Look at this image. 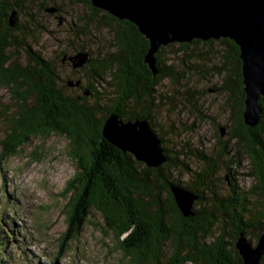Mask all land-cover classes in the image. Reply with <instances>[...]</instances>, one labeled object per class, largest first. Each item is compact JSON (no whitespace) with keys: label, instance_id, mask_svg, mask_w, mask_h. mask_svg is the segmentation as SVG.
I'll list each match as a JSON object with an SVG mask.
<instances>
[{"label":"trees","instance_id":"obj_1","mask_svg":"<svg viewBox=\"0 0 264 264\" xmlns=\"http://www.w3.org/2000/svg\"><path fill=\"white\" fill-rule=\"evenodd\" d=\"M23 1L0 0V84L19 104L1 142V156L16 155L31 137L68 139L77 167V176L65 189V193L74 192L67 209L69 236L80 233L86 217L96 211L133 264H242L236 249L240 236L256 245L264 233V96L259 102L260 121L248 128L242 118L245 96L239 48L227 39L177 44L176 54L181 52L185 57L181 60L183 69L177 70L162 57L165 48L161 47L154 55V75L144 63L149 43L132 23L93 8L88 0H75L90 11L85 24L102 14L98 24L108 31L112 51L88 58L87 82L83 88L79 86L82 93L73 97L55 86L53 65L25 44L29 19L24 26L18 23ZM199 43L208 52L213 43L222 46L212 52L219 64L212 71L220 78L218 90L226 96L228 119L234 120L229 138L234 143L228 148L223 144L213 155L195 151L192 157L202 168L180 182L173 176L180 167L187 173V165L173 156L175 151L162 137L155 135L166 161L157 168H147L112 145L104 137L103 127L115 116L123 122L145 121L154 133L152 112L162 105L157 87L164 80L179 85V79L187 75L185 65L201 60L190 48ZM15 47H24L28 62L23 66L8 55ZM167 56L177 55L172 52ZM27 95H34L38 106H29ZM186 96L195 107V97ZM242 157L249 164L246 176L251 185L247 188L237 184ZM172 187L196 197L188 216L178 209ZM2 230L0 264L8 242Z\"/></svg>","mask_w":264,"mask_h":264},{"label":"rangeland","instance_id":"obj_2","mask_svg":"<svg viewBox=\"0 0 264 264\" xmlns=\"http://www.w3.org/2000/svg\"><path fill=\"white\" fill-rule=\"evenodd\" d=\"M24 2L18 23L24 26L29 19L25 44L53 65L57 88L73 97L80 95L79 86L83 88L87 82L88 60L73 68L74 57L86 53L87 59L97 58L112 51L108 31L98 24L102 14L85 24L90 11L75 0ZM78 31L85 33L80 35ZM220 47L213 43L210 52L201 43L190 47L201 60L185 65L187 75L179 79V85L164 80L157 87L162 105L157 102L160 106L152 112V128L188 169L186 173L180 167L173 180L186 182L202 168L198 159L192 157L195 151L213 155L223 144L227 148L233 146L234 140L229 138L235 128L234 120L228 119V102L218 90L220 78L212 71L219 65L212 52ZM23 48L8 51L20 66L28 62ZM164 48L162 57L169 59L167 63H172L174 69H183L181 60L185 57L181 52L176 54L177 44ZM172 52L176 58L167 56ZM186 93L195 97V107ZM27 102L38 106L34 95H27ZM18 106L12 92L0 84V228L8 238L2 264H133L126 252L118 248L96 211L86 217L80 233L68 235L67 209L74 192L65 193V189L67 182L77 176L68 139L56 135L31 137L16 155L1 156V142ZM237 170L239 187L250 186L251 179L246 176L249 164L244 157ZM221 175L225 176V172ZM217 230H213L214 235Z\"/></svg>","mask_w":264,"mask_h":264},{"label":"water","instance_id":"obj_3","mask_svg":"<svg viewBox=\"0 0 264 264\" xmlns=\"http://www.w3.org/2000/svg\"><path fill=\"white\" fill-rule=\"evenodd\" d=\"M93 8L119 21L132 23L148 41L144 63L155 75L154 55L169 44L194 40L227 39L239 48L244 125L255 127L262 113L259 102L264 96V0H88ZM10 16V26H13ZM73 68L87 62V54L74 57ZM71 85V84H70ZM104 137L123 152L130 153L147 168L166 161L155 134L145 121L122 122L109 117ZM176 205L183 216L191 212L195 196L172 187ZM236 249L242 264H261L264 257V233L256 245L240 236Z\"/></svg>","mask_w":264,"mask_h":264},{"label":"flooded vegetation","instance_id":"obj_4","mask_svg":"<svg viewBox=\"0 0 264 264\" xmlns=\"http://www.w3.org/2000/svg\"><path fill=\"white\" fill-rule=\"evenodd\" d=\"M86 54V53H85ZM88 60V59H87ZM65 61V59H62L61 60V62H64ZM152 130V129H151ZM155 133V132H154ZM155 135H157L156 133H155ZM252 244V243H251ZM254 245V244H253Z\"/></svg>","mask_w":264,"mask_h":264},{"label":"bare ground","instance_id":"obj_5","mask_svg":"<svg viewBox=\"0 0 264 264\" xmlns=\"http://www.w3.org/2000/svg\"><path fill=\"white\" fill-rule=\"evenodd\" d=\"M219 40H221V39H219ZM219 40H217V41H219ZM213 41H215V40H213Z\"/></svg>","mask_w":264,"mask_h":264}]
</instances>
